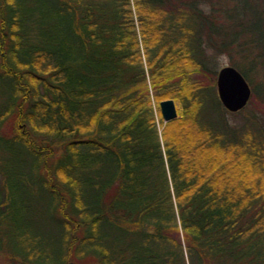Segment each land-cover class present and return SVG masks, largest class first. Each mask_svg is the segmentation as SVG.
<instances>
[{"label": "trees", "instance_id": "16d2710c", "mask_svg": "<svg viewBox=\"0 0 264 264\" xmlns=\"http://www.w3.org/2000/svg\"><path fill=\"white\" fill-rule=\"evenodd\" d=\"M216 54L259 113L229 120ZM0 252L264 264V0H0Z\"/></svg>", "mask_w": 264, "mask_h": 264}, {"label": "water", "instance_id": "95a60500", "mask_svg": "<svg viewBox=\"0 0 264 264\" xmlns=\"http://www.w3.org/2000/svg\"><path fill=\"white\" fill-rule=\"evenodd\" d=\"M215 86L221 105L229 112L242 109L252 94L248 81L233 65H224L217 70ZM159 108L163 122L177 116L176 104L172 98L162 100Z\"/></svg>", "mask_w": 264, "mask_h": 264}, {"label": "rangeland", "instance_id": "374dc122", "mask_svg": "<svg viewBox=\"0 0 264 264\" xmlns=\"http://www.w3.org/2000/svg\"><path fill=\"white\" fill-rule=\"evenodd\" d=\"M214 59H215L216 65H217V69L224 66V65H231L229 58L226 54H216ZM215 78H216V76H215ZM214 86H215V79H214ZM215 89H216V86H215ZM175 104H176V102H175ZM176 109H177V106H176ZM246 109H247L246 111H248V112H257V113L260 112V107H258V105L255 104V102L251 98L249 99V101L246 105ZM242 116H243V113H240V114L236 113L233 115L232 112H230L229 120L233 121V122L241 121ZM6 129L10 131L8 125L6 126ZM0 264H11V262L5 257V255L2 252H0Z\"/></svg>", "mask_w": 264, "mask_h": 264}]
</instances>
